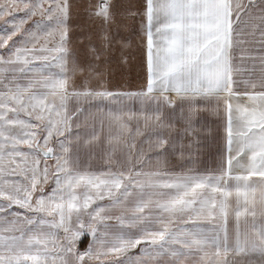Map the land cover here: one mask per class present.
Here are the masks:
<instances>
[{"label": "snow or ice", "instance_id": "obj_1", "mask_svg": "<svg viewBox=\"0 0 264 264\" xmlns=\"http://www.w3.org/2000/svg\"><path fill=\"white\" fill-rule=\"evenodd\" d=\"M0 264H264V0H0Z\"/></svg>", "mask_w": 264, "mask_h": 264}]
</instances>
